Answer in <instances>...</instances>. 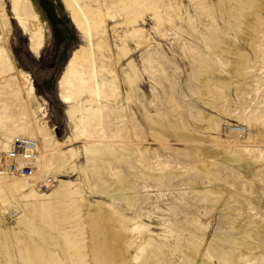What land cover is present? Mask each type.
Instances as JSON below:
<instances>
[{
    "label": "rangeland",
    "instance_id": "obj_1",
    "mask_svg": "<svg viewBox=\"0 0 264 264\" xmlns=\"http://www.w3.org/2000/svg\"><path fill=\"white\" fill-rule=\"evenodd\" d=\"M3 1L9 31L3 36L0 29V44L14 67L12 75L18 79L22 90L31 91L30 107L41 106L42 122L54 138L64 142L70 137L68 143L59 147L58 158H53L54 169L60 171L53 175L54 185L59 179L77 184L83 197L80 202L82 221L95 222L98 219L95 215L99 214L97 223H101L105 244H110L106 247H110L114 264H143L146 254L135 262L133 246L146 238L163 244L160 256L152 264H179L182 254H188L195 260L193 264H199L207 249L216 245L226 249V240L239 244L233 250L235 256L242 252V256L230 264H264V52L261 53L264 0H258V7L247 10L245 17L239 19L237 30L225 28L223 19L217 16L215 23L220 30L214 34L224 40L216 53L223 65L222 71L209 70L208 82L205 72L192 74L196 65L191 62V54L182 48H196L210 54L211 50L201 44L200 36L177 20L173 25L163 26L165 35L160 37L153 33L152 20L145 18L142 27L151 38L148 49L151 54L157 50L160 59L153 67L144 69L140 60L142 50H136L130 58L114 66L121 104L125 106L120 113L121 117L125 116L121 119L125 127L116 137H106L111 126L100 141L122 145L120 161L115 162L108 159L99 162V157L88 162L83 146L87 140L96 142V137H71L72 127L65 116L67 106L58 96V80L71 52L86 42L71 24L62 1L30 0L45 29L44 44L38 55L29 51L27 37L10 13L9 0ZM174 1L182 19L186 14L194 16L190 0ZM208 2L218 6V0ZM119 22V18L105 17L113 58L118 35L124 31ZM199 31H202L200 26ZM128 43L132 47L131 42ZM239 52L247 58L245 65L239 62ZM129 59L137 70L133 85L127 84L124 74L127 72L133 77L126 66ZM235 69L240 76L232 77ZM219 79L229 85L220 87ZM242 112L246 117H239ZM260 114L263 122L255 123L253 119ZM247 120L250 127L246 125ZM231 125L243 128L244 135L237 138L226 134L223 127ZM123 134L127 136L123 138ZM248 134L251 139L245 141ZM36 141L41 147L40 138ZM229 147L240 150L238 155L227 149ZM243 147L250 151L243 152ZM72 148L79 149L77 156L66 158L64 153ZM4 152L0 150V160ZM1 167L5 171L3 163ZM157 177L163 178L162 183L155 180ZM0 211L5 215L3 227L14 226L18 213L1 206ZM87 213L94 216L87 218ZM120 215L141 220L145 228L140 234L130 233L133 223L128 220V223H119ZM201 240L204 243L197 253L193 252L190 246ZM1 252L0 248V255ZM210 261V264H229L220 263L216 258ZM3 263L0 260V264Z\"/></svg>",
    "mask_w": 264,
    "mask_h": 264
},
{
    "label": "bare ground",
    "instance_id": "obj_2",
    "mask_svg": "<svg viewBox=\"0 0 264 264\" xmlns=\"http://www.w3.org/2000/svg\"><path fill=\"white\" fill-rule=\"evenodd\" d=\"M61 1L69 14L71 24L83 35L86 43L79 45L71 52L58 80V96L59 100L67 106L65 116L69 126L72 127L71 137L73 139L81 136L87 137V139L96 137V142L87 140L88 142L83 146L88 162H94L96 157H99V162L104 159L120 161L122 145L113 144L112 141L110 143L102 142L100 139L105 137L104 133L111 126L113 128L109 129L110 134L106 137H116V134L123 131L125 127V123L121 120L124 114L122 117L120 116L125 106L123 107L121 104V89L119 90L118 79L113 71L114 66L122 59L130 58V55L136 50H142L140 60L144 69L147 66L153 67V64L160 59L157 50L152 55L151 49H148L151 44L150 33L148 34L142 27L146 17H149L153 22V33L160 37L165 35L163 26L173 25L177 20L180 24H185V28L194 35L200 36L201 44L211 50L210 54H204L196 48L184 46L182 48L191 54V62L196 65L195 68H192V74L196 76L205 72L208 82L209 70L212 72L222 71L221 66L223 65L221 58L216 53V48H219L224 40L214 34L220 30L215 23L216 18L223 19L225 28L228 30H237L239 19L245 17L247 10L259 6L258 0H218L217 7L210 4L209 0H190L194 16L186 14V18L182 19L177 13V4L174 0ZM9 8L17 26L27 37L29 51L38 55L44 44L45 29L30 0H9ZM258 16L260 15L258 14ZM105 17L119 18L121 20L119 25L124 28L123 34L118 35V43H115V58L112 57V50L107 38ZM199 26L202 27V31H199ZM0 29L3 36L9 31V20L4 11L3 0H0ZM128 42H131L132 47ZM263 52L264 48L261 50V53ZM237 56L241 66L245 65L247 62L245 55L239 52ZM126 66L133 73V77H131L130 73L123 71L127 77V84L133 85L137 79L136 67L130 59ZM13 71L11 60L5 48L0 44V79H2V84H0V150L6 152L15 137H27L36 143V140L40 138L41 147L37 144L39 161L37 173L32 180L11 175L6 169L4 171L1 167L2 163L5 164L4 156L3 160H0V206L15 214L18 213L16 218L14 216L15 225L4 228L5 215L1 212L2 210L0 211L1 262H4L3 264H114L108 249L110 247H106L110 244H105L101 223H97L99 214L95 215L98 218L95 222L89 223L88 220V223H83L82 221L80 202L83 197L77 184L59 179L49 194L39 193V190L35 189L37 181L43 176L60 173L59 169H54L53 158L59 153V147L63 143H68L70 137L64 142H59L54 138L50 129L42 122L44 114L41 106L38 105L37 108L31 109L33 94L29 89L22 90L18 79L12 75ZM6 74L7 78L4 76ZM237 76H240V73L235 69L232 77ZM217 82L220 87L229 85V82L225 80L219 79ZM6 115L10 117L5 118ZM263 116L260 114L253 121L255 123L263 122ZM239 117H246L245 112H242ZM210 125L218 127L216 123ZM246 125L250 127L251 123L247 120ZM131 126L134 127V125ZM123 136L127 135L123 134ZM249 136L250 134L245 141L251 139ZM118 142L120 143V141ZM227 149L235 155H238L240 151L230 147ZM241 150L243 152L250 151L247 147H243ZM78 152V148H72L64 154L66 158L73 159ZM11 176L14 177L11 178ZM15 178L30 184L22 183ZM155 180L160 184L163 178L157 177ZM93 216L88 213L86 215L87 218ZM91 219L93 220V218ZM127 220L133 223L132 228L130 224L128 226L131 228L130 233L140 234L145 228V224L141 220L126 219L120 215L119 223H128ZM142 240L140 239L134 246L130 243L136 252L133 259L137 262L143 254H146L147 258L143 264L149 261L152 264L153 260L160 256L163 244L151 238ZM203 240L197 245L190 246L193 252L197 253L198 248L204 243ZM225 243L228 245L225 247L226 249L221 245L207 249L199 264H210L212 258H216L220 263L225 261L230 264L242 256V252L237 251L236 256L233 252L239 244L231 240H226ZM193 263H195L193 258L188 254H182L179 264Z\"/></svg>",
    "mask_w": 264,
    "mask_h": 264
},
{
    "label": "built area",
    "instance_id": "obj_3",
    "mask_svg": "<svg viewBox=\"0 0 264 264\" xmlns=\"http://www.w3.org/2000/svg\"><path fill=\"white\" fill-rule=\"evenodd\" d=\"M223 130L226 134H233L238 138L244 135V129L235 125L224 126ZM4 160L5 169L9 174L32 180L37 173L39 161L37 143L27 137H15L4 153ZM54 184L55 178L46 175L37 181L36 186L39 191L46 193Z\"/></svg>",
    "mask_w": 264,
    "mask_h": 264
}]
</instances>
